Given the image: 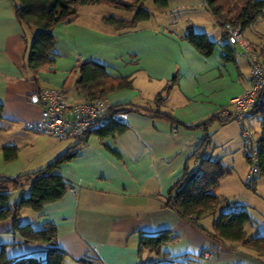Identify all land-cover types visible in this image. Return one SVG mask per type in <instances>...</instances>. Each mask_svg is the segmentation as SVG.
Returning <instances> with one entry per match:
<instances>
[{
	"label": "crops",
	"instance_id": "1",
	"mask_svg": "<svg viewBox=\"0 0 264 264\" xmlns=\"http://www.w3.org/2000/svg\"><path fill=\"white\" fill-rule=\"evenodd\" d=\"M98 6L102 5L78 6L75 17L58 23L52 31L54 63L32 71L24 66L26 46L14 1L0 0V177L15 178L41 169L80 142L76 156L59 168L69 185L63 197L44 204L39 212L22 209L21 223L34 229L53 224L55 246L67 254L64 264L156 260L157 255L139 251L141 236L165 230L172 240L162 251L171 264H264V254L211 236L218 218L215 214L193 221L181 218L165 204L167 191L183 176L185 166L189 173L197 168L193 154L206 135L203 129L183 125L214 114L220 120L207 127L211 139L203 157L219 158L230 167L217 192L223 199L230 195L226 185L233 170L228 161L234 152L243 154L241 125L234 120L231 101L250 87V65L242 56V44L230 37L219 41L224 31L206 9L205 0H168L161 15L183 14V28L147 20L136 29L117 30L104 21L108 15L97 11ZM188 31L204 32L215 42L213 51L209 55L199 52L185 39ZM244 39L264 63L263 49ZM235 42L241 50L237 54ZM225 43L232 47L233 61L223 59ZM88 61L105 65L111 76L130 80L129 87L104 96L109 106L132 103L157 109L178 124L144 111H130L125 115V128L106 136L92 133L83 140H58L32 129L42 109L36 98L40 87L60 88L75 102L88 101L75 86L77 66ZM159 94L163 100L156 106L154 99ZM10 146L16 148L15 156L7 159ZM253 185L258 188L259 182L255 179ZM70 187H76V193ZM16 191L10 193L11 202L27 195L29 186ZM12 228L11 219L0 222V249L5 247L8 258L44 256L47 244L18 243Z\"/></svg>",
	"mask_w": 264,
	"mask_h": 264
},
{
	"label": "trees",
	"instance_id": "2",
	"mask_svg": "<svg viewBox=\"0 0 264 264\" xmlns=\"http://www.w3.org/2000/svg\"><path fill=\"white\" fill-rule=\"evenodd\" d=\"M15 4V17L21 27V37L25 42V68L35 71L50 66L54 63L55 38L52 33L54 27L67 21L77 14V7L82 5H105L131 11L136 7L132 18L123 19L106 16L104 21L114 26L117 30H132L140 27L150 19L152 13L143 7L145 0H13ZM159 10H166L168 0H152ZM236 0H205V7L213 15L219 16L223 12L231 13ZM264 15V0H244L240 11L227 20L220 21L223 29V37L229 38L224 26L226 23L238 26L242 31L245 27L255 22ZM188 40L199 52L209 55L215 46V42L209 40L204 32L188 31L185 34ZM223 59L233 61L234 55L230 44L222 46ZM78 78L75 82L76 89L88 100L104 97L109 91L130 86L127 77L111 76L106 66L93 62H82L77 68ZM163 100V95L155 97L154 103L158 106ZM111 112L128 113L130 111L150 113L152 117L162 118L172 125L177 121L169 114L159 112L157 109L149 110L138 107L132 103L112 105ZM3 108L0 104V121L3 120ZM260 123V135L256 139L258 144V174L264 176V89L258 91L255 104L252 108V116ZM220 120L218 114L209 116L199 122L183 125L186 129H203L206 133L203 144L193 157L198 160V166L192 172H187L185 166L183 176L177 180L165 195V204L175 211L181 218L197 220L206 215H213L219 210L218 218L214 223L211 236L221 241L238 242L243 248L256 253L264 254V236L249 238L246 236V227L251 224V218L246 210L239 208L236 211L221 207L226 199L218 195L219 183L229 172L221 160L203 157L206 148L210 144L211 136L207 127L214 121ZM123 123L106 121L102 125L88 132L84 139L95 133L100 136L122 131ZM83 140V139H80ZM80 142L69 147L65 152L57 156L53 161L34 172L23 173L15 178L0 177V222L11 219L13 221L12 233L18 239V243L39 242L47 244L48 248L44 256H22L8 258L5 247L0 249V264H64L67 254L55 246L56 227L47 223L43 227L34 229L30 224L20 221V213L24 208L39 212L43 205L54 202L63 197L69 185L59 173L60 166L71 160L78 152ZM7 159L15 156V147H8ZM254 183V182H253ZM29 186L27 195L21 196L17 201H10V193L13 190L23 189ZM222 208V209H221ZM172 240L170 231H158L141 236L139 251H146L158 256V259L144 264H171L167 253L162 247Z\"/></svg>",
	"mask_w": 264,
	"mask_h": 264
},
{
	"label": "built area",
	"instance_id": "3",
	"mask_svg": "<svg viewBox=\"0 0 264 264\" xmlns=\"http://www.w3.org/2000/svg\"><path fill=\"white\" fill-rule=\"evenodd\" d=\"M224 29L233 41H239L242 44L244 49L242 56L249 61L250 65V87L241 95L234 97L231 105L234 120L241 125L242 149L249 162L245 182L252 184L258 176V144L254 131L244 122L252 116L258 91L264 89V63L243 39L238 26L226 23ZM36 98L42 108L41 114L39 120L30 127L50 134L58 140L68 137L84 139L88 132L106 121L123 123L125 120L126 113L109 111L111 105L107 104L104 97L75 102L63 89L40 87ZM69 190L76 193V187H70ZM221 207L232 211L239 209V205L232 200L223 201Z\"/></svg>",
	"mask_w": 264,
	"mask_h": 264
},
{
	"label": "rangeland",
	"instance_id": "4",
	"mask_svg": "<svg viewBox=\"0 0 264 264\" xmlns=\"http://www.w3.org/2000/svg\"><path fill=\"white\" fill-rule=\"evenodd\" d=\"M244 4V0H236L233 5V10L229 14L227 12L221 13L219 16H216L218 20L223 21L227 20L228 17L233 16L236 12L240 11ZM143 7L147 10H149L152 15L150 19H148L149 23L154 22H161L166 24H174L177 28H183L184 27V16L183 14H173L172 16L165 17L162 16L161 13L164 12V10H159L153 3L152 0H145L143 1ZM99 10L102 11V13L113 16L115 18H123V19H130L133 16V13L136 10V7L133 8L131 11H126L121 8H114L110 6H98ZM103 9V10H100ZM96 13V11H94ZM241 36L244 38H249L252 41H254L258 46H260L264 51V15L259 17L255 22L248 25L241 31ZM223 40L229 41V38H221L219 39L220 42ZM246 40V39H245ZM247 41V40H246ZM248 43V41H247ZM249 45V43H248ZM234 48L236 50V54L240 53L241 50L237 44V42L234 43ZM258 55V54H257ZM259 57V55H258ZM244 124L248 127H250L254 131V135L256 139L260 135V123L257 120L256 117H250L246 119ZM70 139L75 140V138L71 137ZM243 151V150H242ZM240 151L239 153L234 152L229 162V165H231V169L233 170L232 176H230L228 179H230V183L226 185V188L229 190L228 196L226 197V200H232L235 201L237 204L242 203V208L247 211L251 218V224L252 226H247V237L249 236H256V235H264V176L261 174H258L256 178V182H259L258 188H256L253 183L247 184L245 182V173L249 169V162L246 160V158ZM23 159H25V156H21ZM227 168V166H226ZM230 167H228L229 169ZM243 175V177H240V175ZM16 191V190H13ZM21 191V190H19ZM18 191V192H19ZM17 192V191H16ZM244 202V203H243ZM219 210L215 213V217L218 216ZM66 264H69L66 262ZM73 264V263H71Z\"/></svg>",
	"mask_w": 264,
	"mask_h": 264
}]
</instances>
